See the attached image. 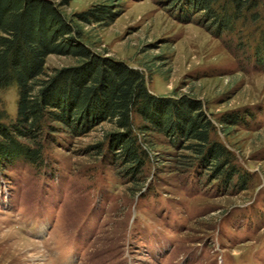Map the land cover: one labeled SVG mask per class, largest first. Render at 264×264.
<instances>
[{"label": "rangeland", "instance_id": "1", "mask_svg": "<svg viewBox=\"0 0 264 264\" xmlns=\"http://www.w3.org/2000/svg\"><path fill=\"white\" fill-rule=\"evenodd\" d=\"M52 1L68 17L113 5L112 25H80L84 40L144 72L156 96L202 99L217 125L212 139L225 141L251 178L239 188L238 177L226 186L198 162L186 169L181 151L155 136L157 161L139 187L92 149L110 123L45 135L44 162L0 171V264H264L263 28L219 36L167 0ZM76 64L53 54L46 72ZM18 97L16 87L0 88L11 120ZM231 117L240 123L226 124Z\"/></svg>", "mask_w": 264, "mask_h": 264}, {"label": "trees", "instance_id": "2", "mask_svg": "<svg viewBox=\"0 0 264 264\" xmlns=\"http://www.w3.org/2000/svg\"><path fill=\"white\" fill-rule=\"evenodd\" d=\"M167 2L191 20L198 13L199 22L219 36L257 25L263 28L264 47V0ZM114 8L99 3L68 17L52 0H0V88L16 87L19 96L15 120L0 110V171L17 160L44 162L45 135L79 136L110 123L114 130L92 149L109 157L115 170L139 187L146 182L147 167L157 161L155 136H164L181 151L184 168L198 162L209 179L221 178L229 186L238 177V187L245 186L251 176L238 168L225 141L212 139L217 125L202 99L156 96L144 72L96 52L84 40L80 25H112L120 15ZM261 50L258 59L264 65ZM53 54L72 57L77 64L50 75L46 61ZM239 123L236 117L226 122Z\"/></svg>", "mask_w": 264, "mask_h": 264}]
</instances>
